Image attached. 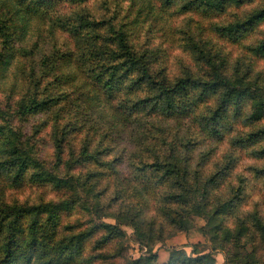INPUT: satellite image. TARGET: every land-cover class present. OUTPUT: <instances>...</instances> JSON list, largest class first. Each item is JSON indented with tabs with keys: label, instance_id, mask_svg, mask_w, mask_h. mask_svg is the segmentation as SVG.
Returning a JSON list of instances; mask_svg holds the SVG:
<instances>
[{
	"label": "rangeland",
	"instance_id": "obj_1",
	"mask_svg": "<svg viewBox=\"0 0 264 264\" xmlns=\"http://www.w3.org/2000/svg\"><path fill=\"white\" fill-rule=\"evenodd\" d=\"M38 1L43 15L26 41L9 44L18 52L0 74L4 233L14 218L7 210L49 203L59 218L51 242L79 237L65 251L68 264L142 257L150 260L140 264H264V116L251 119L253 93L215 114L224 90L218 85L172 117L149 106L116 126L87 108L80 92L88 90L55 87L58 68L42 62L69 53L81 78L93 69L97 76L106 65L101 46L113 47L124 25L128 45L117 44V58L144 53L152 78L213 83L226 76L242 92L257 90L264 88V16L232 33L222 27L245 22L264 0ZM139 78L103 91L112 111L156 90ZM256 132L263 134L251 138ZM19 156L28 160L22 171L11 161ZM22 219L27 226L31 215Z\"/></svg>",
	"mask_w": 264,
	"mask_h": 264
},
{
	"label": "trees",
	"instance_id": "obj_2",
	"mask_svg": "<svg viewBox=\"0 0 264 264\" xmlns=\"http://www.w3.org/2000/svg\"><path fill=\"white\" fill-rule=\"evenodd\" d=\"M136 2V0H133ZM203 1V0H201ZM206 4L216 3L214 0H204ZM38 0H0V37L2 38V48L0 50V74L11 62V58L16 52H11L8 49L12 41H26L27 35L32 29L34 23H37L36 18L40 17V4ZM218 6H223V2L218 1ZM190 4V3H189ZM264 16V9L256 11L245 22L230 23L222 27L223 31L228 30L232 33L246 24L253 22V20L260 19ZM42 17V16H41ZM81 22L82 19L79 18ZM100 24H102L100 22ZM127 33L124 25H120L118 33L115 35L116 42L112 43L114 46H101V53L99 61L106 64L100 68L97 76L94 74L87 75V77H80L79 71L74 70L72 64V54H59L57 57L45 56L42 62L48 67L51 62L54 67H57L59 75L54 79V85L59 90H88L81 91L80 94L87 102V108L93 112H98L101 120L113 119L116 126H121L127 116H133L139 109L149 107L151 112L162 113L167 116H174L179 109H186L190 107L193 97L202 99L205 95L204 91L214 90L218 85L224 87L220 94V104L215 110V114L221 112L226 108L228 102L242 96L245 91L253 93V112L251 119L256 121L264 116V88L257 90H244L242 92L238 83L232 81L226 76H222L219 80L211 82H203L198 79H191L190 77H182L175 83H170L166 77L152 78L148 74L146 68V58L144 53L136 54L129 52L128 55L117 58V44H122L127 47ZM118 42V43H117ZM35 46H39V42H34ZM264 48V40L258 45ZM8 49V50H6ZM21 47L19 48V50ZM14 53V54H13ZM114 54V59H109V55ZM55 56L56 53L51 54ZM119 56V55H118ZM75 58V62H76ZM108 61V62H107ZM65 66H70L69 70ZM69 71V72H68ZM133 72L137 74L134 76ZM139 76V83L148 81L150 87H155L156 90L152 94L145 95L143 98L134 100L130 105V101H122L119 107H115L112 111L107 94L108 90L114 89L120 83L127 81L129 78ZM137 83V82H136ZM72 88V89H68ZM87 87V88H84ZM108 90H105L108 88ZM193 87L202 88L205 90H192ZM84 88V89H83ZM208 89V90H206ZM66 92V91H65ZM68 92L60 94L61 97L68 96ZM59 96V97H60ZM37 102L39 99L36 100ZM47 102V100L45 101ZM43 102V103H45ZM152 104V105H150ZM148 105V106H147ZM262 132L251 134V138H256ZM87 155L90 152L87 151ZM87 158V157H86ZM85 159V157H84ZM13 164H17L20 171L28 165L27 158L18 157L11 160ZM155 163L149 167L155 166ZM157 166V165H156ZM148 166L143 165L142 169L146 170ZM158 169V167L156 168ZM66 183H69L66 180ZM151 180L146 182V188ZM126 193L123 188L121 190ZM120 194H122L120 192ZM55 209L49 203L30 205L27 207L16 208L12 212L7 210L8 215H14L10 222V232L4 233L0 228V264H68L73 261L70 256L65 254V251L72 245L78 246L80 244L79 237H72L68 240H61L57 246L51 242L55 229L59 226L58 215L53 210ZM47 211L48 213L40 218V213ZM31 215V221L27 226L21 225L23 216ZM38 216V217H37ZM116 217V216H115ZM119 216H117L118 218ZM20 238L17 233H21ZM11 234V236H9ZM143 258V257H142ZM142 258L134 260L135 264H140ZM203 258H208L204 256ZM149 259L150 258H145ZM143 258V260H145ZM201 262L204 259H200ZM171 263V262H170ZM152 264V263H151ZM175 264V262H173Z\"/></svg>",
	"mask_w": 264,
	"mask_h": 264
}]
</instances>
